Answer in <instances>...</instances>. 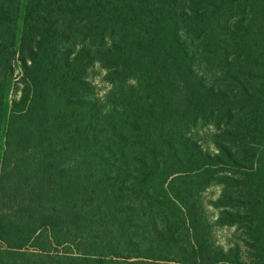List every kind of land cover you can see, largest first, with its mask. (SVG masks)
Returning <instances> with one entry per match:
<instances>
[{
    "label": "trees",
    "instance_id": "16d2710c",
    "mask_svg": "<svg viewBox=\"0 0 264 264\" xmlns=\"http://www.w3.org/2000/svg\"><path fill=\"white\" fill-rule=\"evenodd\" d=\"M0 264H264V0H0Z\"/></svg>",
    "mask_w": 264,
    "mask_h": 264
},
{
    "label": "rangeland",
    "instance_id": "374dc122",
    "mask_svg": "<svg viewBox=\"0 0 264 264\" xmlns=\"http://www.w3.org/2000/svg\"><path fill=\"white\" fill-rule=\"evenodd\" d=\"M19 71V70H18ZM106 71L102 69L98 64L91 70L90 79L94 81L97 86L98 93L100 95L104 94L108 88L111 86L105 79ZM18 79V78H17ZM20 93L19 91H17ZM16 91H12V97L17 95ZM205 133H203L204 135ZM221 193V188L219 186H213L206 192V205L209 212L212 214L213 219H216L218 215V210L211 203H209V199H216ZM236 230L234 228L225 227H216L215 228V237L216 239L228 247L231 244V240L234 238Z\"/></svg>",
    "mask_w": 264,
    "mask_h": 264
}]
</instances>
